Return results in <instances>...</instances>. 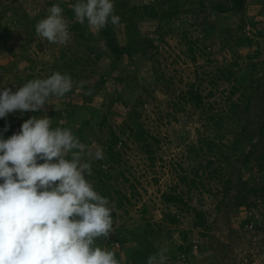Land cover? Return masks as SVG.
<instances>
[{
  "label": "rangeland",
  "instance_id": "rangeland-1",
  "mask_svg": "<svg viewBox=\"0 0 264 264\" xmlns=\"http://www.w3.org/2000/svg\"><path fill=\"white\" fill-rule=\"evenodd\" d=\"M0 1V7L11 2L16 6L20 4V12H26L30 19L37 15L41 19L49 7L62 0ZM66 1L68 7L74 3ZM154 1L127 0L126 7ZM205 2L204 8L198 9L192 3L196 5L194 9H184L178 16L162 21L161 40L154 31L157 20L140 17L138 26L141 32L147 33L157 45L154 55L146 57L134 53L132 57L124 56L115 67L110 64L108 48L98 37L99 32L87 24L84 26L85 36L91 39L83 40L85 47L74 38L72 26L75 17L65 10L63 15L69 22L71 34L66 45L51 44L37 36L31 29L32 24L23 17L11 19V8L5 11V17H0V22L10 28V35L4 42L6 48L0 46V88L8 85L15 92L22 85L16 80L17 75L29 69L42 78L60 70L68 74L60 59L63 50L84 60L81 62L77 57L78 69L75 74H68L74 82L73 90L62 98L50 97L43 111L29 117L47 114L51 118L53 114L54 124L67 127L66 109L72 107V118H77L78 114H91V109L84 110L86 106L107 114L102 129L95 122L82 126V136L87 138L84 143L99 145L105 151L103 140L108 135V125L114 128L121 140L126 141L125 144L118 141L122 164L112 165L114 178L110 184L113 183L112 191L122 190L129 200L122 207H117L111 200L114 203L111 215L115 233L110 234L106 242L97 241L106 243L107 247L110 241L120 249L116 236L119 231L127 229V236L134 239L122 246L125 251H118L116 257L121 264H132L135 246H139L137 238L141 240L142 234L146 237L143 230L149 226L155 230L149 245H153L155 250L168 248L167 264H264V190L247 191L249 186H264L263 163L257 159L258 154L264 151V133L261 136L240 134L244 125L253 129L264 117V0H245L239 10L227 13H217L208 0ZM242 22L244 24L240 28ZM207 24L213 27H207ZM113 26L119 41L125 43L127 22ZM29 30L33 35L26 40ZM241 32L248 34L252 41L239 42L237 36ZM195 39L198 42H195L193 59L188 54L187 44ZM86 41L92 43L94 51L86 48ZM96 51L106 56L95 60ZM229 65L237 73L240 69L249 71L250 79L261 78V86L253 90L249 109L240 113L239 119H226L219 129L209 118V112L216 115L230 102V90L235 79L230 81L220 75L221 69ZM102 72L107 73V80L98 85ZM80 81L85 82L83 90H80ZM192 85L201 90L204 108L194 106L183 97ZM89 90L91 94L85 95L84 92ZM117 93L121 98L113 100ZM239 93L240 90L235 92L233 99L243 105L246 99ZM134 110L139 111L136 119L158 139L149 138L152 152H147L140 143L132 140L128 130L120 133L119 128L123 124H134L130 117ZM17 113L6 117L7 128L11 129L9 137L29 118ZM234 137L238 141L242 139L236 148L231 149L222 143L228 144L235 140ZM207 139H213L218 145L208 147ZM251 148L254 154L244 162L243 155ZM101 165L108 167L107 162H101ZM118 170H123L128 179H124ZM228 178L232 181L225 191ZM242 180H246V187ZM171 187L175 193L181 194L186 204L163 202L161 193ZM197 210L205 213L206 227L194 225ZM168 212L174 214L176 221H170ZM183 235L192 246L191 253L186 255L178 250Z\"/></svg>",
  "mask_w": 264,
  "mask_h": 264
},
{
  "label": "clouds",
  "instance_id": "clouds-1",
  "mask_svg": "<svg viewBox=\"0 0 264 264\" xmlns=\"http://www.w3.org/2000/svg\"><path fill=\"white\" fill-rule=\"evenodd\" d=\"M71 9L76 22L86 21L96 32L120 23L114 0H76ZM35 33L51 44L70 41L59 4L36 22ZM73 87L71 76L59 71L28 80L15 92L4 87L0 118L43 111L50 97L62 98ZM52 123L47 114L30 116L19 132L7 139L0 135V264H121L113 249L97 242L115 233L114 203L87 178L93 162L105 158L103 148ZM167 252L159 247L146 264H167Z\"/></svg>",
  "mask_w": 264,
  "mask_h": 264
},
{
  "label": "trees",
  "instance_id": "trees-1",
  "mask_svg": "<svg viewBox=\"0 0 264 264\" xmlns=\"http://www.w3.org/2000/svg\"><path fill=\"white\" fill-rule=\"evenodd\" d=\"M69 1H74V3L76 2L75 0H69ZM210 2V7L216 11L217 13H227V12H235L237 10H239L243 5L245 0H217L215 2H212V0H208ZM126 2L127 0H114V5H115V13H117V15L120 17V22H127V27L126 30L128 31V36H127V40L125 43H121L119 41V39L117 38L116 32H115V28L114 26L109 23L106 27H104L103 29H101L99 31L100 36H98L99 38H101L104 42V44L106 45V47L108 48V55L110 56V64L112 65V67H115L118 65L119 61L124 57H132V55L134 53H138L139 55L142 56H146V57H151L154 55V49L157 48L156 43L154 42V40L147 36V33H142L139 26H138V19L140 17H150V18H154L157 20V25L154 28V31H156L158 33V38L161 40L162 37V31H161V27H162V21L165 20H170L171 18H174L175 16H178L179 14H181L184 9H194V7L197 5L198 9L200 8H204L206 6V2L205 0H155L154 2H150V3H142V4H133L132 6H130V8L126 7ZM195 3L196 5H193ZM60 6L63 8V10H65L66 12L70 13L71 15L74 16V12L72 11L71 7H68V2L66 0H62L61 2H59ZM2 5V1H0V6ZM11 8L13 10V15L11 16V19L14 20L15 19H20L21 17H23V20L28 21L29 23L32 24L31 29L35 30V24L37 22V19H39V16H35V18H29V15L26 12H20L19 10L21 9V5L19 4L18 6L14 5L13 2H11L10 4H5L4 6L0 7V17H5V11ZM187 11V10H186ZM24 13V14H23ZM23 14V16H22ZM87 24V22L85 21L84 24L78 23L76 22V20L73 21V26L72 29H74V38L83 46L85 47V44L83 40H88L90 38L85 36L84 33V26ZM244 23L242 22L241 25H239V27L241 28L242 25ZM209 24H207V27H213V26H208ZM208 29V28H207ZM222 28H219V31H221ZM260 32V31H259ZM10 35V28H8L5 24L3 25L0 22V42H3V44L0 46L2 48H6V46L4 45L5 42V38L7 36ZM28 39L33 35V33L31 32V30H29L28 32ZM81 39V40H80ZM237 39L239 42H251L252 38L246 34L241 32V34H239L237 36ZM91 40V39H90ZM94 41V40H93ZM195 42H198V40L195 39L194 42H188L187 44V51L188 54H190L192 56V58L194 59V51H195ZM86 48L94 51L93 50V45L92 43L90 44L89 42L86 41ZM102 56H106L105 53H101L100 51H96L94 52V57L95 60H99L102 58ZM74 54L69 55L66 53L65 50L62 51V54L60 56V59L62 61V66L64 68H67L66 72L68 74H75V71L78 69V63H76V59L79 58V60L81 59V57H78ZM31 61H33V58H28ZM78 61V60H77ZM81 61V60H80ZM75 62V63H74ZM81 62H84V60H82ZM58 66V65H56ZM253 67H255V64L253 65ZM61 68V67H60ZM32 69H29V71L24 72V74L16 77V80H18L19 82H21L22 84H24L25 82H27L28 80L31 79H35L37 78V75L39 76V78H42V75H39L33 71H31ZM59 72L64 73L63 70H60ZM227 72V73H226ZM248 72L249 71H244V70H238L235 71L230 65L226 66L224 69H221V74L220 75H224L226 79L233 81L234 79V84L230 90V102L228 103V105L226 106V108H224L223 111L216 113V115H214V113L210 114L209 112V118H211L212 120L215 121V124L217 125V127L220 129L223 124L224 121H226V119L229 118H235L239 119V114L248 110L250 107V103H251V97L253 94V90H257V88H259L261 86V78L257 77V78H252L250 79L248 77ZM234 77V78H232ZM107 80V73L102 72L99 75L98 78V85L105 83ZM4 87H8L11 88V86H2L0 88V90H2ZM89 87H93V86H89ZM264 88V87H263ZM94 89V88H93ZM238 90H240L239 96L242 98L246 99V102L241 105V103L238 100H234L233 99V95L235 92H237ZM209 94H211V91L209 92ZM185 97L187 100L191 101L193 103L194 106L196 107H200V108H204V101H203V94L201 92V90L199 88L194 87L193 85L190 86L186 91H185V95L183 96ZM121 98L120 94H116V96L113 98V100H119ZM86 109H91V114L89 116H80L78 114V117L76 118L73 114H74V110L72 107H68L66 110L68 112V115H66L67 117V123L66 126L69 128H72L74 131V134L79 137V139L83 142H87V138L86 135L82 136L83 132V125L85 124H89L90 122H95L97 124H99V128L103 127V124L105 123V119H106V113H100V112H96L94 111L92 108L90 107H86L85 106V111ZM60 111V110H58ZM37 111L35 112H30L26 111L21 113L20 111H18L17 115L19 114H23L24 117L28 118L29 115H35ZM84 112V111H83ZM52 114V113H51ZM50 114V116H51ZM136 115H139V111L138 110H134V112L132 114H130V117H132L134 119V121H132L134 124H129V123H125L123 124L119 130L120 133H124L126 130H128V136H132V140H134L135 142L140 143L141 147H144V149L147 152H152L151 150V142H149V138H151L152 140L158 141V139L151 134L147 129H145L143 127V125L141 124V122L139 120L136 119ZM54 115L52 114L51 118H53ZM98 118H100V120H98ZM8 119L7 118H0V135L3 136V138L7 139L9 137V134L11 133V129L7 128L8 126ZM21 125V124H20ZM20 125H18L17 128H15V133L20 131ZM54 125H58V124H54V122L52 123V127H54ZM64 125V124H63ZM60 126V125H58ZM8 129V130H5ZM102 129V128H101ZM100 129V130H101ZM3 132V133H2ZM108 135L106 136L105 140H103V143L105 144V158L103 160H98L97 162L92 164V170L94 173H92L91 176H89V180L93 181L94 183V188L96 191H98V193L102 196H106L109 198V200L111 201L113 199L114 203L116 204L117 207H122L125 203V201H128L129 198L126 197V194L124 192H122V190L120 189H115L114 191H112L111 189V184H113L110 181L114 178L113 175V167L112 165L117 164V165H121L122 164V150L119 146H117V144L124 142V144L126 143V141L121 140L120 135L117 134V132L114 130V128L111 125H108ZM244 133L247 135H255V134H259L261 136V134L264 133V117L263 119L259 122V124L257 125V127L251 129L249 128L247 125L243 126V130L242 132H240V134L242 136H244ZM99 139V138H97ZM234 141H231L230 143L226 144L224 142H222L223 144L227 145L229 148L234 149L238 146L239 141H241L242 139L239 138V141L237 139V137H234ZM120 140V141H119ZM119 141V142H118ZM206 144L208 145V147H212L215 145H218L216 142H214L213 139H207ZM222 145V144H221ZM254 154V149L251 148L249 149L247 152L244 153L243 155V161H248L250 159V157ZM153 159V157H151ZM258 160H262V165L261 167H264V151L260 152L258 154L257 157ZM40 163H42V161H38ZM101 162H107L108 163V167H103L101 165ZM119 173L123 176L124 179H128L123 170H118ZM237 176L240 179V173L238 172ZM182 179H184V177H182ZM230 181H232L230 178H228L225 182V191H228V189L230 188ZM244 183V187H246V180H242ZM191 182H195V180H192ZM257 190H264V186H249L247 187V191H257ZM114 194H116V196H114ZM244 196L246 194H243ZM161 197L164 203L166 204H171V203H177V202H183L184 204H186V202H184L183 197L181 196V194L175 193L172 190V187L170 190L167 191H163L161 193ZM248 202V200H247ZM196 215V219L194 221V225L197 226H204L206 227V223H205V213L203 211H199L197 210L195 212ZM168 216L171 222L176 221L174 214L169 213L168 212ZM149 225V224H148ZM125 230H121L119 231L118 235L116 236V240L117 243L119 244L120 249L124 250L125 248L122 247L127 241L134 239L133 236H127L128 234L125 232ZM155 230L153 229V227L150 228V226L148 228H145L143 230V233L147 236L145 237L143 234L140 235L141 236V240L139 238H137L138 240V244L139 246H135V252L133 254V262L132 264H146V260L147 257L156 252L157 250L154 249L153 245H149L150 242L153 239V234H154ZM150 236V237H149ZM152 238V239H151ZM108 247L110 249H113L116 253V256H118L119 252L121 251L119 248H117L115 245H113V243H111L110 241L108 242ZM191 243L190 241H187V236L183 235L182 236V243L178 244V250L180 252V254H188L191 253ZM126 250V249H125ZM124 250V251H125Z\"/></svg>",
  "mask_w": 264,
  "mask_h": 264
}]
</instances>
